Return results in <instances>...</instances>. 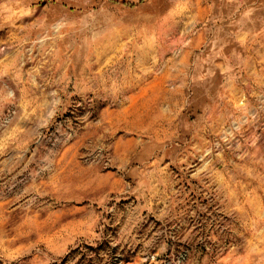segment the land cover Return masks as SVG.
Listing matches in <instances>:
<instances>
[{
  "label": "rangeland",
  "instance_id": "1",
  "mask_svg": "<svg viewBox=\"0 0 264 264\" xmlns=\"http://www.w3.org/2000/svg\"><path fill=\"white\" fill-rule=\"evenodd\" d=\"M0 0V264H264V0Z\"/></svg>",
  "mask_w": 264,
  "mask_h": 264
},
{
  "label": "crops",
  "instance_id": "2",
  "mask_svg": "<svg viewBox=\"0 0 264 264\" xmlns=\"http://www.w3.org/2000/svg\"><path fill=\"white\" fill-rule=\"evenodd\" d=\"M190 12L201 9V7H208L204 4V0H181ZM200 11V10H199Z\"/></svg>",
  "mask_w": 264,
  "mask_h": 264
}]
</instances>
